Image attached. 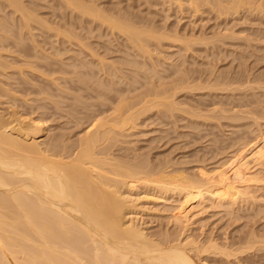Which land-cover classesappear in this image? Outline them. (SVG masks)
<instances>
[{"label":"rangeland","instance_id":"rangeland-1","mask_svg":"<svg viewBox=\"0 0 264 264\" xmlns=\"http://www.w3.org/2000/svg\"><path fill=\"white\" fill-rule=\"evenodd\" d=\"M31 1L30 12L21 13L20 25L8 29L0 46L1 116L10 120L17 112L32 118L36 131L28 136L25 131L24 136L29 141L37 137L40 148L57 153L54 156L70 152L68 161L95 121L103 117L115 125L112 107L130 105L163 78L160 82L168 84L157 90L169 87L170 94L162 97L172 96L177 106L173 112L157 104L125 128L115 127L114 134L97 144L98 156L151 180L162 175L172 185L175 179L185 183L182 178L189 185L187 189L179 184L182 190L177 183L181 194L172 190L162 200L145 197L160 194L152 182L136 180L131 188L123 186L124 193L143 196L136 219L153 241L195 240L205 246L216 242L234 254L210 249L202 254L201 264H264V12L242 0H98L108 12L137 27L147 25L157 33L160 29L156 36L163 34L164 39L149 37L154 51L147 56L117 23H104L103 31L93 34L83 31L80 39L62 32H53L51 40L48 35L35 37ZM48 2L46 7L53 1ZM58 7H51L52 14L51 8L42 11L61 17ZM188 38L194 42L187 45Z\"/></svg>","mask_w":264,"mask_h":264},{"label":"bare ground","instance_id":"bare-ground-1","mask_svg":"<svg viewBox=\"0 0 264 264\" xmlns=\"http://www.w3.org/2000/svg\"><path fill=\"white\" fill-rule=\"evenodd\" d=\"M46 1L48 2V0ZM46 1H31L35 6L34 9H36V12H32V16L36 13L33 17L36 21H34V24H37V26L35 25L37 30L35 37L38 36L40 38L48 35L46 38L49 39L53 35V32L59 34L62 32L66 35L68 34V36L74 34L73 37L76 36L80 39L83 36V31H86L88 34H93L95 30L101 31L102 24L104 25V23L108 24V26L111 23H117L123 29L125 28L123 32H129L127 35L129 37L131 36L130 38L134 39L140 47L137 48L136 45H133L132 48L135 46L137 50L141 51L144 55L147 54V56L154 51L150 49L151 42L148 41L149 37H153V40L154 37L161 38L156 36L159 35L160 29H158L159 32L157 33L152 27L156 32L155 34L154 30H149L151 28L147 30V25L146 27L144 26L145 28L140 25V27H137L131 20L128 19L127 21L126 17L108 12L106 10L108 8L105 9V7L98 3V0H49V2L53 1L52 4L48 2L51 5L50 7L48 3V7H46ZM242 1V4L248 5L247 7H255L264 12V0H261L259 4L256 0ZM42 4L48 9L51 7L56 9V5L57 7L59 6L60 8L58 7V9L62 11L61 17H59L60 15H56V13L52 16L47 14L50 17L45 16V12L42 11H45V8L42 9ZM29 8L30 5L27 3V0H0V43L4 41V34L8 32V29L11 31L12 27L20 25L21 13L24 11L29 13ZM52 8L50 10H53ZM55 9L49 13H54ZM106 21L110 23H106ZM148 27L150 26L148 25ZM113 28H111L112 31ZM122 28L121 30H123ZM59 29L64 30L60 31ZM96 34L98 33L94 35ZM100 34L101 32L99 36ZM164 34L166 35V33ZM176 34L178 35V32ZM60 36L56 38L59 39ZM161 36L164 39V35L162 34ZM142 37H145V40ZM177 37L175 36V38ZM21 38L25 39L23 36ZM69 38L68 41L70 40ZM189 38L187 40L191 39ZM62 39L63 41L65 40L64 38ZM192 39L194 40L193 37ZM171 40H173L172 37ZM179 40L184 41L181 37ZM193 40H185V43L187 44V42ZM2 45L3 43L0 44L1 47ZM187 45L186 48L190 49V46L187 47ZM1 47L0 50L2 49ZM137 50L136 52H138ZM141 53L139 54L141 55ZM183 75L181 74V76ZM179 76H176V78H179ZM185 78L180 79L181 81L185 79L187 82L189 78ZM161 79L163 78L160 77L158 79L159 83H154L153 88L150 86V89H145L147 91H143L142 95L140 93L141 96L137 95L135 98L137 99L139 96V100L137 99V102L136 99L134 100L136 104H133L134 102L132 101L133 103H130V105L128 103L126 106L125 103L123 106H118L119 108H116L117 106L114 105L115 107H112L114 116L110 120L113 122L116 120L114 122L115 125L110 126L109 123L111 121L108 122L109 119L106 122L103 120V117L100 121L97 118L96 120L99 123L95 121L91 128L88 127L90 129L87 131L86 137L80 140L82 141V145L78 148L79 150L77 148L75 149L77 152L74 151L75 154L70 156L71 159L69 158L70 160L68 159V161L66 157L70 155L68 154L70 152L65 153L66 156L61 153L62 157H60V153L58 152L59 157L57 158L58 155L54 156L57 153L52 154V152H47L49 151L48 148L46 149L47 151L40 148L37 137L29 141L24 136L27 133L31 132L30 134H33L36 131L32 129L36 126V122L34 124L32 118L31 120H27L22 114L14 112L12 114L10 113L13 118L11 117V119L9 118L10 120H6L0 114V264H201L203 262H201L203 253L210 251V249L215 251L218 249L223 255L225 254L227 256L233 254L227 250L228 248L225 249L218 246L216 242H211L208 246H205L200 245L195 240L160 243L150 239L148 237L149 235L147 236V233H145L144 226L142 227L141 224H138V219H136L138 217L136 214H139L142 206H140L139 200L143 196L138 197V195L132 196L124 193L123 186H127V189L128 187L131 188L129 185L134 184L136 180H142L148 184L152 182L153 185H157L155 187L159 188L157 189L160 194H151L145 197H150V200L151 198L158 200L163 198L164 194L165 196L166 194L168 195V192L172 190L179 193L178 189L182 188L181 185H186V181L182 178L185 183L182 181L183 184H181L179 183L180 181L176 182L177 180L175 179L173 180L175 183L172 185V183L164 181V176L162 177V175L158 174L157 177L159 180L155 178L158 181L154 177H152L154 180H151L146 175L145 177L141 176L140 174L142 173L139 170L137 172L126 166L123 167L120 163H113L114 160L111 158L107 159L105 157V159L103 157L104 159H102L100 155L98 156L100 153L96 151L97 144L104 137L108 138L109 134H114L117 130L115 127L118 126L120 129L125 128L127 124L134 122L141 112L146 111L148 108L151 109L153 108L151 106L157 104H161L166 108L165 110H172L173 112V107L176 106L174 99L170 100L172 96L169 95L171 98L168 100L164 98L167 96L164 94L169 93L166 91H170L168 89L169 87H166L168 85L164 86L167 89L165 88L163 91L162 89L157 90L158 85H164L165 83V81L164 83L160 82ZM183 82L185 83V81ZM162 94L164 97H162ZM126 100L125 102H127ZM120 103L123 102L121 101ZM137 105L140 106L137 107ZM126 109H129V113L126 111L128 115L124 113ZM187 113H189V110H187ZM200 114L202 115L203 111ZM200 114H198V117H200ZM101 142L104 141L102 140ZM99 148L102 147L100 146ZM194 185L192 186L194 187ZM188 186L186 185L185 188L188 189ZM193 187L190 186V188Z\"/></svg>","mask_w":264,"mask_h":264}]
</instances>
